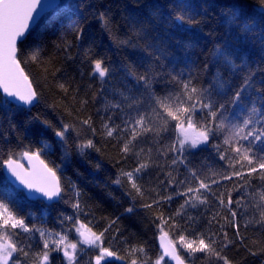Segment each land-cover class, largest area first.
Returning a JSON list of instances; mask_svg holds the SVG:
<instances>
[{
  "label": "trees",
  "instance_id": "obj_1",
  "mask_svg": "<svg viewBox=\"0 0 264 264\" xmlns=\"http://www.w3.org/2000/svg\"><path fill=\"white\" fill-rule=\"evenodd\" d=\"M233 2L60 0V8L43 15L30 30L24 51L29 55L36 52L37 60L29 59L28 55L21 57V67L39 93V102L28 109L0 108V181L4 176L1 166L9 154L19 159L26 151L39 150L45 142L55 144V151L42 152L41 159L55 170L61 197L57 203L45 205L40 200L26 199L20 190L9 185L11 195H0V200L24 218L30 228L61 233L67 236L68 243L79 241L76 228L81 224L97 234L103 232L100 246L114 253V260L103 264H131L133 259L137 264H156L163 257L156 242L160 233L158 217L167 218L180 209L187 197L177 193L198 186L199 181L191 176L195 171L201 179L213 177L218 183L210 184L209 191L201 190L206 203H197L195 208L185 206L183 219L176 218L188 228L185 234H215L217 249L231 264H264V225L256 223L260 219L261 209L256 207L260 201L250 195L254 188L239 187L244 181L231 176L233 169L229 162L221 160V153L213 147L219 144L221 151L227 147L223 145L222 133L217 132L207 145L186 149L182 154L168 151V146L177 140V121L169 117L167 131L160 132L159 136L150 133L138 138L135 151L141 148L144 151L137 157L133 153H122L123 139L114 138L116 134L107 137L102 127L108 123L123 128L125 120L130 121L139 113L147 114L159 130L164 121L155 117L152 109L157 107L156 97L180 90L178 83L169 82L173 76L181 80L191 78L197 87L209 90L215 105L225 103V115L231 114L234 122L242 118L245 114L240 108H233L227 101L231 90L237 89L246 76H251L255 89L264 88L261 83L264 81V22L253 19L251 10L240 21L231 22L226 5ZM255 2L257 0H245V3ZM101 13L105 19H101ZM178 16L183 19H177ZM245 21L247 31L243 27ZM80 29L84 34L78 38ZM140 29H144L146 37L137 35ZM148 44L160 48L164 54L156 59L152 54L155 49L148 48ZM218 50L230 53L233 65L226 64ZM97 59L109 69L103 80L92 72ZM146 71L155 77L149 86L137 79ZM217 77L228 81L231 90L214 87ZM60 84L65 85L66 93ZM252 98L259 107L261 101L255 91ZM130 104L133 106L129 107ZM89 117L95 133L82 124ZM193 120V130L199 131L205 122L204 113L197 110ZM65 124L72 126L66 133L70 152L67 160L63 159L65 153L54 134ZM123 138L127 139L128 133H124ZM88 140H92L94 147L83 149L81 154L77 145ZM173 159L177 160L176 164L172 163ZM145 161L149 167L136 174L137 184L143 190L140 195L121 173L133 171ZM235 167L240 170L239 164ZM118 179L119 184L115 183ZM252 183L258 186L260 182L253 179ZM75 192H79V196ZM169 195L172 200L161 199ZM229 198L233 201L231 205ZM154 200H160L159 206ZM77 202L79 209L73 207ZM145 204L152 207H144ZM129 207L134 208L132 213L125 211ZM229 208L237 213L234 220ZM234 225H238L239 236ZM10 231L19 233L10 237V242L29 252L28 257L19 254L18 259L23 264H35L44 250L39 232ZM164 231L169 233V239L176 241L167 226ZM225 232L232 243L225 241ZM223 244L227 246L222 247ZM140 247L143 253H130L131 249ZM248 249L257 255H251ZM177 252L190 264L192 258L178 242ZM99 254V247L78 244L76 264H96ZM196 257L194 264H223L222 260L202 253H197ZM49 264L68 262L60 256V251H50ZM160 264L170 263L163 257Z\"/></svg>",
  "mask_w": 264,
  "mask_h": 264
},
{
  "label": "snow or ice",
  "instance_id": "obj_2",
  "mask_svg": "<svg viewBox=\"0 0 264 264\" xmlns=\"http://www.w3.org/2000/svg\"><path fill=\"white\" fill-rule=\"evenodd\" d=\"M230 14V21H240L246 13L251 10V17L260 22H264V0H257L255 3H245V0H234L233 3L226 5ZM60 6L54 2V0H0V108L9 109L18 105H32L33 102H39L40 95L32 87V82L28 76L24 73L21 67V57L28 55L29 59L37 60V53L32 52L30 55L25 53L24 47L26 42L30 39L31 33L29 32L30 22L35 21L45 9H59ZM101 19H105L103 13H101ZM177 19H183L178 16ZM247 31L248 26L245 21L243 25ZM84 30H79L78 38L82 37ZM143 34L145 37L147 33L144 29H140L137 35ZM148 48H154L155 52L152 53L159 59L164 53L163 51L153 44H148ZM218 55L223 56L225 63L233 65L230 53H225L218 50ZM93 74H98L101 80H103L108 74L109 69L103 66V61L97 59L94 61V67L92 69ZM182 75V74H181ZM154 76H150L149 72L138 75L137 79L143 81L145 86H149ZM169 82H175L180 85V90L174 93H168L163 97H156V108L152 109L153 114L157 118H162L164 126L157 130L153 123V120L147 114H139L136 118L124 121V127L119 125H110L104 123L103 134L107 137H115L118 140L123 139L121 146V152L124 154L133 153L137 157L143 153L144 149L135 151L136 142L139 137H146L148 134H154L159 136L160 132L167 131L166 125L168 124V118L177 121L176 128L179 130L180 135L172 145L168 146V151H176L183 153L186 149H196L201 145H207L210 138L217 132L222 133L223 145L227 147L221 151V145L215 144L213 147L220 152V159L227 160L229 166L233 169L231 176L240 177L244 184L239 187H252L254 191L250 193L254 198L258 197L260 203L256 207L261 209L260 219L256 223L264 225V88L255 89L251 83V76H246L243 79L242 84L235 90H231L230 83L224 79L217 77L214 80L213 86L219 90L227 91L231 90V97L228 99L227 104L233 108L239 107L241 112L245 115L238 121H233L229 115H225L227 111L225 103L215 105L209 95V90L203 87H197L193 84L192 79L181 80L177 76H173ZM264 84V81H261ZM59 87L65 91H68L64 84H60ZM255 91L260 98V106L258 107L253 101L252 92ZM133 105L130 104L129 107ZM119 107V105H114ZM163 110V111H161ZM197 110L204 113L205 122L202 124L199 131L194 134L190 133L189 129H195L194 116ZM206 110V111H205ZM166 114V115H165ZM91 117L84 119L82 124L88 125L93 133L96 129L92 127ZM187 123V129L184 127ZM49 127L52 125L48 122ZM72 128L71 125H63L59 130H55V136L59 138V143L65 153L63 159L67 160L70 156L68 140L66 133ZM128 133V138L124 139L123 134ZM178 145V147H177ZM55 144L45 142L43 147L37 151H26L23 153L25 157L32 162V170L26 172L22 169V166L17 163L12 155L9 154V158L5 161L6 168L4 171L3 180L0 181V195L10 196L11 190L9 185L15 184L19 181L20 185L28 190L30 195L33 192L40 193L41 196L46 197L48 200L61 197L62 189L59 179L56 177V172L53 168H50L43 159H41L42 152L55 151ZM94 144L92 140H88L86 143L77 145L78 150L83 154V149L92 148ZM151 149H149V152ZM183 163V160L180 161ZM173 164L177 163L176 159L172 160ZM236 164H239L240 170L236 169ZM149 167L147 161L141 162L137 168L130 172H122L121 175L127 178V181L131 184V187L140 195H143L142 188L137 184V175L143 169ZM216 174H213L215 176ZM171 176V173H169ZM193 179L198 180V186L188 187L185 192L177 193V195L186 196L187 199L180 206V209L172 216L165 218L164 216L158 217L160 223L157 225L162 233L161 246L164 248L165 255L170 256L177 264H185V260L177 253V242L179 247L186 250L188 256L192 258L190 264H194L197 253L205 254L209 257H215L217 260H222L223 264H231L227 257L221 255V251L217 249V241L215 234L205 235L204 233L194 234L188 232V228L184 227L177 220V217L183 219V209L185 206H191L195 208L197 203H206V197H203L201 190L209 191L210 184H216L218 181L213 177H205L201 179L195 171L191 173ZM231 176H224L226 179H231ZM15 178V179H13ZM253 179L258 180L259 185H253ZM208 180L209 182H205ZM115 183L119 184L121 181L118 179ZM169 183H173V180H169ZM179 183H184L180 181ZM75 187V186H73ZM194 195H190L193 194ZM75 195L79 196V192H75ZM223 195V194H221ZM229 193V197H230ZM161 199L170 201L172 196H165ZM154 204L159 206L160 200H154ZM220 203L223 205L224 200L221 198ZM233 201L228 199V204L231 205ZM237 206L240 205V200L236 201ZM74 208L79 209V202L73 204ZM144 207L151 208L152 205L145 204ZM126 212L132 213L133 207L125 209ZM229 212L234 220L237 213L229 208ZM67 220H71V217H65ZM191 220V217H188ZM215 219V217H213ZM114 223V221L112 222ZM211 223V221H209ZM168 229L176 237V241L168 238L169 233L164 231V227ZM236 235L239 236L238 225ZM111 224H109V228ZM20 230V232L30 233L39 232V235L43 241V252L39 255L35 264H49L50 251H63V256L67 259L68 264H76V254L78 244L87 245L89 247H99L100 254L95 258L96 264H101V261L105 257H111L113 252L108 248L100 246L104 233L99 234L92 232L90 228H86L81 224L76 228V232L79 235V241L77 243H68L67 236L61 233L46 232L40 228H30L24 218L17 216L13 211L9 209L8 204L3 200H0V240L5 242L0 243V264H23L18 259V255L22 254L24 257H28L29 252L23 247H18L17 243L10 242V237L17 236L19 233L10 230ZM105 231H108L106 228ZM221 231H223V225H221ZM194 238H190L193 237ZM54 237V238H53ZM224 239L227 243H232L228 240L227 233H224ZM50 243L52 247H50ZM63 246V247H62ZM227 244H223L222 247H226ZM143 253V247L133 248L130 253ZM248 252L255 256L256 252L248 249ZM17 254V256H14ZM163 257L160 258L162 260ZM160 260L156 261V264H160ZM131 264H137V260L133 259ZM146 264V262H142Z\"/></svg>",
  "mask_w": 264,
  "mask_h": 264
},
{
  "label": "water",
  "instance_id": "obj_3",
  "mask_svg": "<svg viewBox=\"0 0 264 264\" xmlns=\"http://www.w3.org/2000/svg\"><path fill=\"white\" fill-rule=\"evenodd\" d=\"M54 2H55L56 4L59 5L60 0H54ZM52 10H53V9H45V10L41 13V15H40L35 21L30 22L29 32H30V30L36 25V23L39 21V19H40L43 15H45V14L51 12ZM36 103H37V102L34 101L32 105H22V104H21V105H18V106H19V107H22V108H25V109H28V108L34 107V106L36 105ZM16 161H17V163H18L19 165L22 166V169H23L24 171H26V172H30V171L32 170V162L29 161V159H28L27 157H25V156L23 155V153H22V155H21V159H20V160H16ZM5 168H6V164H5V162H3V163H2V166H1V170H2L3 175H4ZM56 177H57V176H56ZM13 179H15V178H13ZM12 186H13L14 188H16V189L22 191V193L24 194V196H25L26 199H28V200H32V201L40 200V201L43 202L45 205H51V204L57 203V202L59 201V198H60V197H58V198H54L53 200L50 201V200H48L46 197L41 196L40 193L33 192V193H31V194L29 195V194H28V190H27L26 188H24L23 185H20V184H19V181H16V183H15V184H12ZM161 235H162V233H159V234L156 236V242H157V246H158L159 251L161 252L162 256L168 261V263H170V264H177V262H176L175 260H173L170 256L165 255L164 248L161 246V239H160ZM78 237H79V235H78ZM168 238H169V237H168ZM177 253H178V252H177ZM185 264H186V263H185Z\"/></svg>",
  "mask_w": 264,
  "mask_h": 264
},
{
  "label": "rangeland",
  "instance_id": "obj_4",
  "mask_svg": "<svg viewBox=\"0 0 264 264\" xmlns=\"http://www.w3.org/2000/svg\"><path fill=\"white\" fill-rule=\"evenodd\" d=\"M184 127L187 129V125H185L184 124ZM190 133H192V134H194L196 131L195 130H193V129H189L188 130ZM176 132H177V137L180 135V132H179V130L178 129H176ZM3 242H5V241H1L0 240V243H3ZM60 256L61 257H64L63 256V251H60ZM65 258V257H64ZM114 259H113V257L111 256V257H105L102 261H101V264H103L104 262H106V261H113Z\"/></svg>",
  "mask_w": 264,
  "mask_h": 264
},
{
  "label": "bare ground",
  "instance_id": "obj_5",
  "mask_svg": "<svg viewBox=\"0 0 264 264\" xmlns=\"http://www.w3.org/2000/svg\"><path fill=\"white\" fill-rule=\"evenodd\" d=\"M161 233V232H160ZM159 234V233H158Z\"/></svg>",
  "mask_w": 264,
  "mask_h": 264
}]
</instances>
